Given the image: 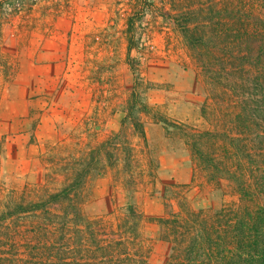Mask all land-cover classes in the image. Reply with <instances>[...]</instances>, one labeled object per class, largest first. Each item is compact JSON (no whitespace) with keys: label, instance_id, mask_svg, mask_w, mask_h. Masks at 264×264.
Here are the masks:
<instances>
[{"label":"rangeland","instance_id":"1","mask_svg":"<svg viewBox=\"0 0 264 264\" xmlns=\"http://www.w3.org/2000/svg\"><path fill=\"white\" fill-rule=\"evenodd\" d=\"M187 2L0 4V208L5 199L60 187L63 164L107 138L116 142L117 156H126L129 146L132 163L108 166L90 179L83 213L116 224L134 204L143 217L140 231L151 264H164L170 253L153 218L178 211L182 203L207 212L238 204L227 180L207 179L184 135L217 132L200 144L209 156L227 159L233 146L218 131L231 133L239 110L209 82L181 34L162 15L182 11ZM129 18L134 20L132 39ZM134 90L137 102H146L152 112L135 107L144 138L126 117ZM251 149V143L243 147L239 142L233 150L243 159L244 150Z\"/></svg>","mask_w":264,"mask_h":264},{"label":"trees","instance_id":"2","mask_svg":"<svg viewBox=\"0 0 264 264\" xmlns=\"http://www.w3.org/2000/svg\"><path fill=\"white\" fill-rule=\"evenodd\" d=\"M162 15L181 34L209 82L239 108L236 128L218 131L219 137L236 151L239 142L252 145L243 159L233 149L224 159L209 156L200 144L217 132L184 133L207 179L227 180L239 201L213 212L182 203L178 211L153 218L161 239L170 244L164 264H264V0H188L182 11ZM133 25L129 18L130 39ZM127 50L130 58L131 46ZM137 101L134 90L126 117L144 138L135 107L152 112L146 102ZM222 149L228 151L226 144ZM118 150L107 138L63 164L60 187L29 198L5 199L0 208V264H151L140 231L143 217L134 204L127 205L116 224L83 213L90 179L119 162L131 165L129 146L126 156H117Z\"/></svg>","mask_w":264,"mask_h":264}]
</instances>
